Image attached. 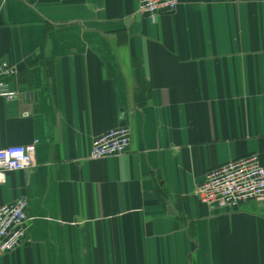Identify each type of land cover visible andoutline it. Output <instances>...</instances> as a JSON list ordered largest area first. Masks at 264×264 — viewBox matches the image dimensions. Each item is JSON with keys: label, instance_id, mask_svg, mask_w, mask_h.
I'll return each mask as SVG.
<instances>
[{"label": "crops", "instance_id": "0c3cea01", "mask_svg": "<svg viewBox=\"0 0 264 264\" xmlns=\"http://www.w3.org/2000/svg\"><path fill=\"white\" fill-rule=\"evenodd\" d=\"M0 0V147L37 141L0 206L28 199L29 239L0 264H264V199L202 202L212 167L264 166V0ZM131 131L122 155L92 139Z\"/></svg>", "mask_w": 264, "mask_h": 264}, {"label": "built area", "instance_id": "2783aa9c", "mask_svg": "<svg viewBox=\"0 0 264 264\" xmlns=\"http://www.w3.org/2000/svg\"><path fill=\"white\" fill-rule=\"evenodd\" d=\"M178 0H138L137 11L155 19L162 9L173 10ZM16 72L8 61L0 62V95L7 100L18 97L7 77ZM131 140L126 125L112 127L92 139L90 157L103 158L122 155ZM37 141L0 147V184L7 181L11 170H23L34 164ZM199 199L218 208L237 207L249 200L264 199V166L258 153H249L212 167L197 185ZM28 199L19 196L0 206V255L10 252L29 239L27 214Z\"/></svg>", "mask_w": 264, "mask_h": 264}]
</instances>
